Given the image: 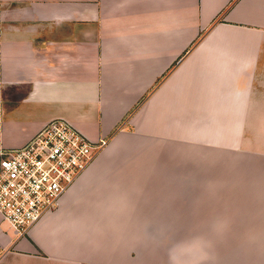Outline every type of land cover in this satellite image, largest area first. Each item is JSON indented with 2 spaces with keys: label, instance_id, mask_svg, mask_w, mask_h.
I'll return each instance as SVG.
<instances>
[{
  "label": "crops",
  "instance_id": "1",
  "mask_svg": "<svg viewBox=\"0 0 264 264\" xmlns=\"http://www.w3.org/2000/svg\"><path fill=\"white\" fill-rule=\"evenodd\" d=\"M56 118L106 144L0 264H264V0H0V149Z\"/></svg>",
  "mask_w": 264,
  "mask_h": 264
},
{
  "label": "built area",
  "instance_id": "2",
  "mask_svg": "<svg viewBox=\"0 0 264 264\" xmlns=\"http://www.w3.org/2000/svg\"><path fill=\"white\" fill-rule=\"evenodd\" d=\"M65 120L44 124L24 144L0 149V216L17 234L55 210L61 197L105 146Z\"/></svg>",
  "mask_w": 264,
  "mask_h": 264
},
{
  "label": "rangeland",
  "instance_id": "3",
  "mask_svg": "<svg viewBox=\"0 0 264 264\" xmlns=\"http://www.w3.org/2000/svg\"><path fill=\"white\" fill-rule=\"evenodd\" d=\"M205 144V140H201L198 139L197 142V146L200 147H204ZM203 158V162H205L206 157L205 156H201L199 155V162H201L200 160ZM189 156L183 157L182 159V175H181V180H182V193L183 196H187L189 194H193L196 193V191L194 190V186H189V184L191 182H193V180H196L199 184V187H197L198 193H202L205 194L207 191V189L209 190V188H206L205 186H202L203 184H205V180H211V179H219L221 180V169H214L213 171L211 170H207L206 169V165H203L202 169H199L198 172L196 171H189L190 168L188 166L189 163ZM205 166V169H204ZM200 168V167H199ZM193 172V173H192ZM213 172V173H211ZM221 193V187H213V194L215 195H219ZM188 221V220H187ZM183 222V226H188V222Z\"/></svg>",
  "mask_w": 264,
  "mask_h": 264
}]
</instances>
